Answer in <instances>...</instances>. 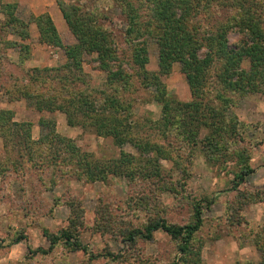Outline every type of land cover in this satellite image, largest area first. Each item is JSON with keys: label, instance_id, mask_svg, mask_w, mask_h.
Returning <instances> with one entry per match:
<instances>
[{"label": "rangeland", "instance_id": "1", "mask_svg": "<svg viewBox=\"0 0 264 264\" xmlns=\"http://www.w3.org/2000/svg\"><path fill=\"white\" fill-rule=\"evenodd\" d=\"M93 1L109 10L110 17L103 26L114 36V66L121 65L126 74L122 81L109 85L95 53L83 52L78 57L80 69L69 72L65 67L64 48L78 42L54 0L49 16L63 47L40 42L39 30L31 21L41 15L32 9L44 6L47 0H0V112H9L14 122L13 128L0 125V264H264V75L255 93L211 89L214 95L220 91L227 100L224 121L230 123L234 116L239 122L232 137L223 132L212 137L214 143L210 144L211 140H204L210 132L203 128L194 143L183 144L176 134L168 137L167 142L173 144L169 147L152 127L151 122L160 119L161 103L155 101L153 87L145 88L151 80L144 83L141 69L132 61L134 45L123 38L121 10L114 8L111 0L81 3L89 9ZM256 1L263 5L260 10L264 18V0ZM7 6L15 7V17L26 24V29L11 33L6 26L11 9ZM144 14L147 20L150 13L145 10ZM237 30L228 34L231 48L251 41ZM138 41L146 45L148 62L144 68L158 75L166 98L191 102L193 96L180 65L173 63L167 75L160 73L156 40L144 37ZM10 43H15L13 48ZM22 60L27 70L47 68L51 69L45 73L47 77L61 78V82L52 81L60 84L56 88L60 87L61 93L54 94L60 105L73 110L80 98H95L93 109L98 119L80 115L78 120L85 127L71 126L61 111L39 112L29 100L9 99L3 88H12L13 77L25 75L19 66ZM250 66L249 59L244 58L240 67L248 71ZM215 67L213 62L211 76ZM255 69L264 72V62L256 63ZM50 81L47 83L52 84ZM102 97L107 101L103 103ZM115 97H121L123 105L129 102L130 108L121 111L110 104ZM114 118L122 134L117 141L88 127L90 122ZM2 119L1 114L0 123ZM25 124L30 125V141L34 143L27 142L29 153L17 145L20 139L22 148L28 147L23 135ZM11 131L13 146H8L4 137ZM135 141L157 144L171 157L149 166L144 160L151 154L147 157L144 147L136 150ZM242 153L243 161L238 157ZM128 159L132 163H125ZM78 160H85L90 168L109 169L111 174L103 181H89ZM242 164L248 166V173H241ZM195 206L201 210L202 225L185 255L177 250L179 241L162 231L154 232L149 241L137 240L133 245L123 238L122 230L140 229L156 217L172 225H189ZM66 229H72L71 242L79 241L83 249L58 243L47 254H32L38 248H48L45 233L60 236ZM20 234L25 239L11 245Z\"/></svg>", "mask_w": 264, "mask_h": 264}, {"label": "trees", "instance_id": "2", "mask_svg": "<svg viewBox=\"0 0 264 264\" xmlns=\"http://www.w3.org/2000/svg\"><path fill=\"white\" fill-rule=\"evenodd\" d=\"M57 4L63 18L65 19L70 31L77 38V45L64 48L67 63L65 64L68 71L73 69H80V59L78 58L83 52L95 53L99 62L100 68L107 73V84L120 82L123 80L124 74L121 65H115L117 61L115 56L116 48L114 36L109 32L103 23L109 19V10H105L101 4L94 1L89 7L81 3L82 0H74L66 3L64 0H54ZM114 8L121 10V15L124 18V30L122 32L123 38L127 43L133 46L132 61L141 69L142 79L145 83V88L153 87L156 91L153 96L156 102L161 103L160 119L152 121V127L156 130V136L165 139L166 143L168 137L174 134L181 137L183 144L195 142L200 134L201 129H208L209 134L204 137L208 142L212 137H218L223 132L232 137L235 130L239 127V122L236 117H232L230 123L226 120L224 110L227 108V100L221 95L220 91L214 95L212 88H227L228 91H236L242 89L244 93H255L259 84L260 77H263V71H257L255 64L264 62V18L260 8L262 3L256 0H111ZM88 4V3H87ZM8 10V19L6 26L11 28L13 34H17L20 29L25 28V23L19 21L14 14V8ZM259 7V8H258ZM88 9V10H87ZM145 10L150 13L147 20L144 14ZM111 11V10H110ZM141 20L144 22L141 23ZM146 20V21H145ZM39 30L40 42L44 44H51L57 47H63L60 38L57 34L56 28L48 13H43L38 17H32ZM3 29V28H2ZM238 29L237 32L244 34L251 38L249 43H244L236 48H231L228 44V34L233 30ZM23 33V32H22ZM22 36H24L22 34ZM26 38L28 36H25ZM144 37H152L158 47V67L160 73L167 75L173 63L180 65L181 72L185 75L187 84L190 86L193 99L191 102H177L175 99L166 98V90L161 86L158 75L147 73L145 65L148 62L146 54V45L138 40ZM139 42V43H138ZM9 45V44H7ZM15 43H10L12 47ZM115 49H114V48ZM24 50L27 48H23ZM203 51L200 54V51ZM249 59L251 66L248 71H244L240 66L243 59ZM24 60L19 62V66L23 68ZM217 64L216 73L214 76L209 74L212 63ZM116 69L114 70V68ZM51 69H37L33 68L27 70L23 68L25 75L17 78L13 77L14 83L12 88H3L8 98L26 99L34 104L37 111H61L66 114L68 125H82L83 122L78 120V116L91 118L96 116L93 103L95 98L84 96L77 101V109L60 105L57 96L60 94V84H55L52 81L61 82L59 77H47L45 73ZM3 72V71H2ZM214 77V80H210ZM12 79V77H11ZM51 80L52 84L47 83ZM45 82V85H42ZM47 83V84H46ZM264 87V81L261 84ZM128 89H125L127 91ZM215 90V89H214ZM59 92V93H57ZM53 95V96H51ZM103 97L104 94L102 93ZM102 97V98H103ZM122 97V96H121ZM121 97L112 98L110 104H114L121 111H126L130 108V103L125 102L121 104ZM108 98L101 100L103 103ZM84 109V110H82ZM3 115L0 125L4 124L13 128L14 122L11 121V114L9 112H0ZM98 119V117L96 116ZM96 120L90 122L89 126L97 135H108L117 141L122 134L118 129V120ZM233 120V121H232ZM221 126V122H223ZM220 125V126H219ZM26 127L23 135L25 136V143L28 146L34 144L30 141L29 124ZM4 131H7L6 128ZM104 132V133H103ZM13 131L6 134L4 137L5 144H11L13 138ZM18 133H16L17 136ZM121 135V136H120ZM47 135L43 137L46 144ZM28 142V143H27ZM217 141H215L216 144ZM164 143V144H165ZM214 140L210 141L213 144ZM5 145V146H6ZM19 150L26 152L27 148H22L20 139L17 142ZM69 148L76 154L79 150L67 144ZM143 145V146H142ZM135 141L134 147L136 150L142 148L144 153L149 157L144 160L145 164L155 166L160 160H165L171 157L169 152L161 149L157 144L150 142L144 143ZM169 147H173L172 142L168 143ZM211 148V147H210ZM228 153V152H226ZM243 161V153L239 154ZM150 159V160H149ZM132 159H128L125 163H132ZM153 161V165L151 164ZM68 162V161H67ZM79 168L86 171V179L89 181H103L110 173L109 169H98L96 166L90 168V165L85 160H78ZM48 166H52L48 164ZM248 166H241V173H248ZM67 166H65V169ZM71 171V168H69ZM65 172V170H64ZM67 173V169H66ZM111 174V173H110ZM243 175L240 176L242 178ZM78 219V218H77ZM71 221V220H70ZM74 223V222H73ZM202 225L201 210L199 206H195L193 213V221L186 226H177L166 223L163 218L156 217L148 220L142 228L138 229H124L122 230L123 238L131 245L137 240L149 241L152 239L154 232L162 231L169 235L173 240L179 241L177 247L178 252L185 255L190 250V242L194 234L200 229ZM72 232V229H70ZM70 230H64L60 236L46 234V240L49 243L47 249L38 248L32 254H47L53 251L58 243L63 245H70L75 250L83 249L80 247V242L73 239ZM25 239L22 234L17 235L12 241L11 245L19 244ZM72 248V249H73ZM171 264H177L172 262Z\"/></svg>", "mask_w": 264, "mask_h": 264}, {"label": "crops", "instance_id": "3", "mask_svg": "<svg viewBox=\"0 0 264 264\" xmlns=\"http://www.w3.org/2000/svg\"><path fill=\"white\" fill-rule=\"evenodd\" d=\"M29 1V0H28ZM20 2V1H19ZM21 3V2H20ZM41 9H40V8ZM36 8H39L38 11H35ZM34 7L32 9L33 13L35 14H43V13H48L51 16V10L53 9V2L51 0H47V3L43 6L42 4L39 5L38 7Z\"/></svg>", "mask_w": 264, "mask_h": 264}]
</instances>
